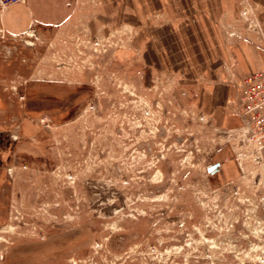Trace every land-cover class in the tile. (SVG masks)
Masks as SVG:
<instances>
[{"label": "rangeland", "instance_id": "rangeland-1", "mask_svg": "<svg viewBox=\"0 0 264 264\" xmlns=\"http://www.w3.org/2000/svg\"><path fill=\"white\" fill-rule=\"evenodd\" d=\"M129 1L20 34L0 11V264H264V164L234 104L235 68L264 70V7L238 0L229 56L196 75L121 22Z\"/></svg>", "mask_w": 264, "mask_h": 264}, {"label": "crops", "instance_id": "crops-1", "mask_svg": "<svg viewBox=\"0 0 264 264\" xmlns=\"http://www.w3.org/2000/svg\"><path fill=\"white\" fill-rule=\"evenodd\" d=\"M78 2L79 0H23L22 3L5 8L1 14L2 23L13 34L24 33L34 26L57 27L67 23L76 14ZM147 2L130 0L128 3L130 6L122 11L121 22L124 24V21L131 19L128 23L138 27L140 34L146 39L148 37V43L155 51L156 60L166 58V60L186 61L189 71L196 75H199V72L204 75L211 70L221 68L222 61L227 55L229 56L224 46L221 21L226 13L232 14L237 11L238 0H148ZM260 2L264 7V0ZM158 42L166 46L165 52L157 46L154 48L153 44ZM175 44L179 47L168 49ZM233 56L236 60L245 58L234 51ZM199 61L200 64H197ZM257 70V67L241 70L235 68V75L241 77L240 81H242L244 77ZM215 90L218 91L217 88H214V92Z\"/></svg>", "mask_w": 264, "mask_h": 264}, {"label": "built area", "instance_id": "built-area-1", "mask_svg": "<svg viewBox=\"0 0 264 264\" xmlns=\"http://www.w3.org/2000/svg\"><path fill=\"white\" fill-rule=\"evenodd\" d=\"M23 0H0V11ZM240 127L235 129L241 141L255 148L264 164V70L242 79L234 101Z\"/></svg>", "mask_w": 264, "mask_h": 264}, {"label": "water", "instance_id": "water-1", "mask_svg": "<svg viewBox=\"0 0 264 264\" xmlns=\"http://www.w3.org/2000/svg\"><path fill=\"white\" fill-rule=\"evenodd\" d=\"M213 168V167H212ZM212 168H210L209 170H211ZM215 168V167H214Z\"/></svg>", "mask_w": 264, "mask_h": 264}]
</instances>
